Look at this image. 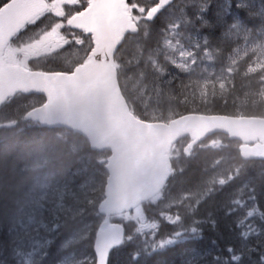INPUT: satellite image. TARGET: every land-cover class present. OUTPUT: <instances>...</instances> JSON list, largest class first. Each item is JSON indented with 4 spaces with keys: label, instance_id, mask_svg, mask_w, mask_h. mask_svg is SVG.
<instances>
[{
    "label": "rangeland",
    "instance_id": "rangeland-1",
    "mask_svg": "<svg viewBox=\"0 0 264 264\" xmlns=\"http://www.w3.org/2000/svg\"><path fill=\"white\" fill-rule=\"evenodd\" d=\"M200 1L202 0H180L178 4L168 9L164 14L163 37L151 53V67L158 79H153L152 75L148 79L145 77V80L136 86L130 84L127 87L129 97L140 107L143 117L148 121L171 117L170 104L163 93L166 91L164 88L171 83L177 73L185 75L179 78L182 83L195 86L196 93L204 95L211 88L225 90L231 81L233 67L241 60L247 59L244 66V70L247 71H243V76L258 74L260 78L256 87L264 88V35L250 37L244 35L241 43L229 55L217 57L207 46L205 40L207 35L200 27L202 22L198 18L201 11ZM234 1L240 3V0ZM53 2L55 10L59 12L61 10L59 3L56 0ZM244 3L247 6L251 0ZM136 9L138 13H143V8ZM52 23L51 20V25ZM49 27L35 30L34 35L26 41L19 39L11 44L3 52L5 63L25 65L52 53L68 40L71 41L70 36L74 37L66 28L61 33L58 28L49 30ZM229 36L226 33V37ZM244 85L248 86V82ZM23 109V106H17L12 115L19 117ZM65 140L68 157L76 155V158L79 156L87 159L89 154L85 150L84 142L71 136ZM221 145V141L212 140L199 147L215 148ZM91 157L96 160V156ZM171 158L173 159V156ZM43 165V161H36L32 168L35 176L31 188L8 219L5 233L0 240L3 244L0 250V264L5 262L32 264L37 260L43 261L46 256H49L47 260L50 264H78L80 259L86 257L87 243L82 237L89 234L90 228L97 220L92 204L95 202L100 184L98 174L101 172L93 163L87 166L83 164L85 171L81 174L67 168L63 171L47 169ZM220 169L225 171V168ZM220 173L222 175V172ZM233 193L234 232L241 238L239 244L243 252L248 254L243 258L242 264H256L253 261L261 251H264V198L258 202L255 188L250 187L247 182L240 183ZM150 208H157L154 202ZM249 212L252 213L251 216L248 215ZM152 220L156 218L152 215L147 216L145 209L141 207L129 214L109 219L128 226L130 241L136 239L138 235L144 238L147 234L152 240L150 247H160L161 242L156 244L153 241L159 222ZM160 220H163L165 225L178 221L167 212L161 215ZM77 229L79 232L75 236ZM191 234L193 232H181L166 240H173L174 244L188 240ZM195 236L198 238V235ZM48 240L51 243L42 249L41 255H37L41 246ZM13 248L17 249V257L10 255ZM230 248L228 245L221 264H233L231 260L233 253L229 251ZM251 249L255 251H250ZM216 254L221 253L220 251L215 253L210 264H216Z\"/></svg>",
    "mask_w": 264,
    "mask_h": 264
},
{
    "label": "trees",
    "instance_id": "trees-1",
    "mask_svg": "<svg viewBox=\"0 0 264 264\" xmlns=\"http://www.w3.org/2000/svg\"><path fill=\"white\" fill-rule=\"evenodd\" d=\"M155 2L156 0H127V7L135 16L137 7L148 10L155 5ZM206 2L207 0L200 1L199 7L202 9ZM236 5L234 0H212L208 11L204 13L207 24L203 20L200 24L211 48L220 55H223L227 49H231L228 47L231 42L235 43L234 30L226 31L229 25L241 22L246 26H255L261 22L258 13L264 9V0H251V3L244 8ZM166 11L167 9H164L152 22L148 23L142 19L138 24V33L124 38L122 46L114 57V62L121 72L119 75L121 81L138 80V75L141 73L143 75L146 73L145 76L149 77L154 74L149 70L147 61L158 45ZM250 13L256 15H250ZM226 33L230 35L228 38ZM81 38L86 50L82 48L80 52H77L73 48L61 49L46 59L37 60L30 67L43 72L70 71L85 59L91 49L89 38L84 36ZM156 78L153 79L156 80ZM246 82L248 86L244 85ZM165 89L163 94L170 104V112L175 116L185 113H202L264 117V111L255 109V106L259 104L264 110V100L257 99L252 78L245 80L241 73L233 77L232 84L227 90L220 93L213 90L209 92L206 99L198 98L196 92L194 95L190 93L187 90V84L182 83L179 78L178 82L169 84ZM262 95L264 96V91ZM36 99L39 104L41 100ZM23 100H25L24 97L15 96L11 100L12 105L16 106L17 102ZM11 109L5 111L6 116L11 115ZM63 132L62 130H45L29 123L0 126V236L3 235L10 214L25 196L31 182L30 161L33 156L43 154L53 159V162L56 160L57 170H61L60 163L65 165L71 163L69 159L73 156L66 155L67 144L61 142L57 135L71 137L73 135ZM222 138L227 142L224 137ZM228 144V149H198L194 150L189 158L182 156V169L179 171L176 167L174 168L175 173L166 186L167 204H172L178 214L181 211L179 208L183 207L185 223L196 228L201 238L155 250L151 249L145 241L139 244L126 243L123 248L112 252L109 264H187L191 259L199 261L200 264H210L218 251L221 254H216L215 260L224 255L228 245L234 251L238 249L240 244L239 236L234 232L232 193L240 183L246 181L250 187L255 188L258 202L263 200L261 198H264V162L243 161L237 153L236 144ZM221 160L232 181L223 180L222 177L217 176L218 167L215 164ZM99 168L101 169V166ZM102 185L103 177L97 202L101 199ZM157 211L163 212V199ZM173 231L175 233L177 229L174 228ZM125 233L126 236L129 235L127 230ZM162 234L163 225L156 235L162 238L160 236ZM89 252L91 253L90 246Z\"/></svg>",
    "mask_w": 264,
    "mask_h": 264
},
{
    "label": "water",
    "instance_id": "water-1",
    "mask_svg": "<svg viewBox=\"0 0 264 264\" xmlns=\"http://www.w3.org/2000/svg\"><path fill=\"white\" fill-rule=\"evenodd\" d=\"M173 0H158L148 19ZM125 0H90V11L74 18L75 28L92 36L89 59L72 73L27 72L0 66V105L10 96H43L45 102L25 118L44 128L64 127L84 137L93 150L107 149L112 156L101 214L132 209L158 193L169 177L166 157L170 145L189 136L192 143L222 132L244 143L241 156L264 159V120L186 115L168 124L134 121L127 113L116 83L112 56L124 35L137 29L125 9ZM45 9L42 0H11L0 8V52L34 16ZM260 144L249 146L256 140ZM122 229L106 223L97 233L102 248L122 240Z\"/></svg>",
    "mask_w": 264,
    "mask_h": 264
},
{
    "label": "snow or ice",
    "instance_id": "snow-or-ice-1",
    "mask_svg": "<svg viewBox=\"0 0 264 264\" xmlns=\"http://www.w3.org/2000/svg\"><path fill=\"white\" fill-rule=\"evenodd\" d=\"M56 2L59 3L61 9L59 12L55 10V4L53 0H46V4L48 5L47 10L45 12L38 13L36 17L33 20H31V24L36 25L40 23L41 20H45L46 18H48L53 21L52 25L49 27V30H52V28H58L60 32L63 33L65 28L71 30L79 27V25L73 22L74 18L80 17L88 13L91 8L90 0H56ZM211 2L212 0H207V2L202 6L200 15L198 16V18L203 20L205 24H207V20L204 19V13L208 11ZM9 4H10V0H0V8H3L5 5H9ZM237 7H246L244 0H240V3L237 4ZM250 15H256V14L250 13ZM258 15H260L261 17V22L257 27L261 31H264V9H262L261 12L258 13ZM242 26L244 27L245 30H247V26L240 22L229 25L226 31L240 28ZM248 215L251 216L252 213L249 212ZM102 226H103V219L100 218L95 229L92 230L88 235L82 237L83 240L90 241L89 246L92 247L94 255L83 257L78 261V264H108L111 250L114 247L123 244L124 242L123 240H118L112 246L107 248H102L97 241V233ZM191 231L195 233L197 229L192 228ZM78 232L79 229L76 230L75 236H77ZM77 241H81V240L77 239ZM173 242H174L173 240H164L160 243V248H163L166 245H170ZM49 243H51L50 240L46 241V243L42 245L41 249L37 252V255H41L42 249L47 247ZM2 248H3V244L2 242H0V250H2ZM153 250H155V248H153ZM229 251L233 253V255L231 256V260L233 264H239L240 260L242 259V255L235 254L231 248L229 249ZM250 251H255V249H251ZM10 255L13 257H17L18 255L17 249L13 248L11 250ZM5 264H7V262H5ZM36 264H39L38 260ZM189 264H192V262L190 261ZM256 264H264V251H261L258 254Z\"/></svg>",
    "mask_w": 264,
    "mask_h": 264
},
{
    "label": "bare ground",
    "instance_id": "bare-ground-1",
    "mask_svg": "<svg viewBox=\"0 0 264 264\" xmlns=\"http://www.w3.org/2000/svg\"><path fill=\"white\" fill-rule=\"evenodd\" d=\"M229 5V4H228ZM244 8V7H243ZM233 14H235V13H233ZM255 16V15H254ZM228 19V18H227ZM259 24H260V22H259ZM258 25H255V26H247V30H245L244 29V27H240L239 29H240V31L244 34V35H257V36H259V35H264V31H261L258 27H257ZM214 30V29H213ZM151 42V41H150ZM224 98V97H223ZM221 112V111H220ZM60 130H62V131H64L63 129H60ZM63 133H65V131L63 132ZM66 134V133H65ZM68 135H70V134H68ZM55 147H57V146H55ZM211 155V154H210ZM14 157V156H13ZM20 162H21V160H20ZM249 178V177H248ZM29 179V178H28ZM246 179V178H245ZM264 179V178H263ZM262 179V180H263ZM252 181V180H251ZM248 183V182H247ZM10 217H11V215H10ZM216 247V246H215ZM173 264V263H172Z\"/></svg>",
    "mask_w": 264,
    "mask_h": 264
}]
</instances>
